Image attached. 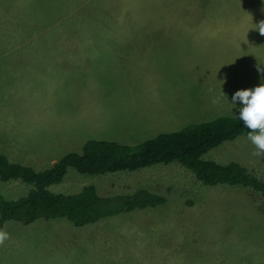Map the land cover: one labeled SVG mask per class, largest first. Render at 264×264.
Listing matches in <instances>:
<instances>
[{
  "label": "rangeland",
  "instance_id": "1",
  "mask_svg": "<svg viewBox=\"0 0 264 264\" xmlns=\"http://www.w3.org/2000/svg\"><path fill=\"white\" fill-rule=\"evenodd\" d=\"M178 1L0 0V27H11L13 41L58 43L47 58L24 60L20 73L5 76L0 70V145L24 154L27 160L18 162L43 170L51 160L82 151L91 139L139 144L235 115V109L228 112L233 92L264 77V35L256 28L264 25V0H183V9L172 14ZM142 2L155 11L142 10ZM127 26L148 31L126 32ZM135 34L156 41L154 58L143 63L146 76L136 80L123 72L127 61L104 45ZM187 38L191 44L183 42ZM255 151L240 135L203 157L239 162L264 180V157ZM87 184L100 192L117 188L126 193L139 184L184 186L194 189L187 191L196 207L186 211L178 201L177 210L166 211L165 218H180L182 232L168 222L118 217L132 211L111 216L114 221L99 237L52 227L86 228L65 218L28 225L8 220L0 264H264V215L255 203L264 205L259 192L202 185L178 162L96 175L68 167L62 182L48 188L74 193ZM31 188L19 179L0 180L5 199L20 198Z\"/></svg>",
  "mask_w": 264,
  "mask_h": 264
},
{
  "label": "trees",
  "instance_id": "2",
  "mask_svg": "<svg viewBox=\"0 0 264 264\" xmlns=\"http://www.w3.org/2000/svg\"><path fill=\"white\" fill-rule=\"evenodd\" d=\"M246 133L236 115H220L179 131L160 133L139 144L91 139L85 142L82 151L68 152L43 170L14 162L0 153V180L19 179L32 185L17 199L0 195V230L8 220L30 224L37 219L65 218L76 226H83L167 202L181 201L188 206L194 203L188 195L194 189L175 185L152 189L148 184H139L129 193L117 188L100 192L94 184L84 185L74 193L49 190L50 185L62 182L68 167L81 174L96 175L178 162L202 185H239L264 197V180H259L241 163H220L203 157L212 148ZM255 203L264 215V205Z\"/></svg>",
  "mask_w": 264,
  "mask_h": 264
},
{
  "label": "crops",
  "instance_id": "3",
  "mask_svg": "<svg viewBox=\"0 0 264 264\" xmlns=\"http://www.w3.org/2000/svg\"><path fill=\"white\" fill-rule=\"evenodd\" d=\"M181 1L179 0L178 6H173L175 8L172 9V14L173 12L183 9V6L181 5ZM192 0H185L183 2H190ZM141 9L142 10H148L151 11L149 13L154 12L155 10H151L150 8H145L143 6V2L141 3ZM122 11H128L129 9H120ZM131 11V10H130ZM160 12V11H156ZM128 14V13H127ZM133 14V13H132ZM177 14V13H176ZM119 15V14H117ZM131 15V14H128ZM126 15V16H128ZM180 15V13H179ZM119 16H123L120 14ZM10 26L2 24V27H0V32H3V35L1 37L0 34V70L4 73V75H9L11 71L14 73H20L23 68H24V63L23 61L30 58V59H40V58H47L51 54V50H56V46L58 43L53 42V41H44V42H35L34 40L26 41V42H15L13 41V35L14 34L13 30L10 29ZM13 29V28H12ZM182 34H185V30L183 27L178 28ZM158 30V28H157ZM126 32H131V33H136L138 31L140 32H146L148 29L145 27H140L136 28L134 26H127L125 27ZM12 32V33H11ZM187 37V36H186ZM156 41H151L150 39L147 38V36H144L143 34H135L134 36H129L127 37L126 40H113L109 43H106L104 45H109L110 53L115 55V56H122L128 64L124 65L125 69L123 72H128L131 73L132 76L134 77V80L136 79H141L142 77L146 76L145 73V68L143 66V63L148 62L150 59H153L155 56V43ZM185 43L191 44L192 40H187L183 41ZM167 45L171 44V42L166 43ZM63 45V44H61ZM79 45V44H78ZM46 50V51H38V50ZM33 50V51H32ZM49 50V51H47ZM45 56V57H43ZM115 70H120V69H115ZM230 115V114H227ZM217 116V113L212 115V117ZM0 153L4 154L7 156L10 160L14 162H18V160H27V158H24V154H14V151H8L5 150V148L0 145ZM56 160H51V164H53ZM20 163V162H18ZM24 165V163H21ZM183 203V202H182ZM184 204V203H183ZM178 205V201L176 202H167L166 204L163 205H158L156 207H149L145 209H135L132 210V212L125 214V215H119V218L125 219L126 222L128 221H135V222H149L151 220H159V224L163 225L166 222L170 223V229H178L180 232L181 228L178 226V221H180L179 217H168L165 218L167 214V210H177L176 206ZM185 209L183 210H188L191 207H196L195 204L193 205H183ZM179 208V207H178ZM126 213V212H125ZM155 218V219H152ZM114 218H106L102 222L99 223H94V224H87L88 226L83 225V227L86 228H74L71 227L69 224H55L52 226L54 229H59L62 228L63 231H69V232H82L85 233V235H92L93 233L99 237L102 232L106 229L105 225L107 223H111ZM69 221V220H68ZM6 222L4 223L3 228L5 227ZM23 225H28V224H23Z\"/></svg>",
  "mask_w": 264,
  "mask_h": 264
},
{
  "label": "clouds",
  "instance_id": "4",
  "mask_svg": "<svg viewBox=\"0 0 264 264\" xmlns=\"http://www.w3.org/2000/svg\"><path fill=\"white\" fill-rule=\"evenodd\" d=\"M256 28L264 35V25L260 23ZM257 71L260 72L261 69L258 68ZM230 105L228 112L234 113L235 109L236 118L247 130V139L256 149L254 155L264 157V77L251 88L237 89L233 92ZM6 239L8 233L0 230V244Z\"/></svg>",
  "mask_w": 264,
  "mask_h": 264
}]
</instances>
